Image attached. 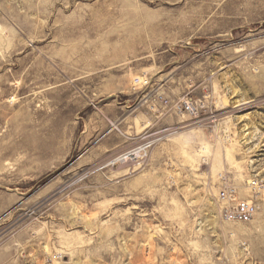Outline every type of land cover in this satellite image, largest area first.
I'll return each instance as SVG.
<instances>
[{
  "label": "rangeland",
  "instance_id": "374dc122",
  "mask_svg": "<svg viewBox=\"0 0 264 264\" xmlns=\"http://www.w3.org/2000/svg\"><path fill=\"white\" fill-rule=\"evenodd\" d=\"M254 179L264 0H0V264H264Z\"/></svg>",
  "mask_w": 264,
  "mask_h": 264
},
{
  "label": "built area",
  "instance_id": "2783aa9c",
  "mask_svg": "<svg viewBox=\"0 0 264 264\" xmlns=\"http://www.w3.org/2000/svg\"><path fill=\"white\" fill-rule=\"evenodd\" d=\"M178 114L187 113L192 117H196L194 108L189 102H180L176 104V110ZM175 133L173 129H163L157 133L145 136L141 139L137 146L131 148L125 154L117 158L116 161L130 163L142 162L149 150L159 141L171 136ZM250 193H252L251 199H241L237 194V189L225 180H222L221 188L218 192V200L223 202L224 208L221 213V217L224 221L229 223L249 224L251 223L257 212L258 204L255 199L257 196H261L264 193V180L254 179L248 184Z\"/></svg>",
  "mask_w": 264,
  "mask_h": 264
}]
</instances>
